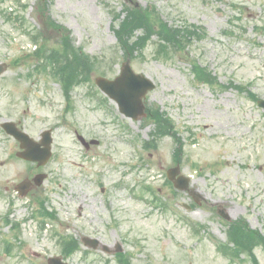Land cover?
<instances>
[{
	"label": "rangeland",
	"instance_id": "1",
	"mask_svg": "<svg viewBox=\"0 0 264 264\" xmlns=\"http://www.w3.org/2000/svg\"><path fill=\"white\" fill-rule=\"evenodd\" d=\"M36 1L0 0V62L8 64L0 76V124L13 121L34 139L51 128L53 155L41 167L17 158V142L0 127V264H47L49 257L60 255L54 230L79 242L83 236L95 237L111 248L122 242L129 264H251L246 255L243 262L231 261L218 251V243L227 242V228L217 209L225 208L230 220L245 218L264 234V110L232 87L196 84L186 62L156 60L151 44L143 58L131 61L136 73L155 84L147 104L167 113L183 139L180 168L197 199L198 205H192L191 193L172 194L165 185L166 171L174 166L170 136L145 150L142 144L150 139L153 125L124 117L112 101L98 105V97L89 93L92 84L73 90V109L66 113L58 83L38 73L27 77L30 66L11 63L34 46L24 27L6 15H22L26 28H40ZM46 1L49 15L69 30L72 43L98 59L97 68L107 73L105 77L114 78L124 60L110 9L121 10L124 0ZM127 2L154 5L169 25L202 26L207 36L190 43L192 57L220 84L249 87L264 99V0ZM51 34L57 43L55 32ZM75 131L99 144L86 151ZM31 167L37 171L29 179L36 172L47 178L20 197L14 188L30 175ZM145 185L159 190L162 205L151 203ZM36 196L46 198L45 207L56 216L43 229L39 219L29 218L37 210L32 199ZM4 217L20 224L19 245ZM194 223L202 226L197 234ZM4 239L13 243L10 253L3 249ZM254 255L264 264V249L256 248ZM67 263L116 261L111 253L81 245Z\"/></svg>",
	"mask_w": 264,
	"mask_h": 264
},
{
	"label": "trees",
	"instance_id": "2",
	"mask_svg": "<svg viewBox=\"0 0 264 264\" xmlns=\"http://www.w3.org/2000/svg\"><path fill=\"white\" fill-rule=\"evenodd\" d=\"M125 11L126 16L118 24L115 35L127 55H132L135 50H141L150 35L154 33H156L160 41H162V43L158 44L159 50L157 53L165 55L169 52L182 53L185 45H187L186 43L190 41L191 37H202L196 30L190 31L185 29L181 32L179 30L166 28L162 22L158 23L156 17L152 18V14L147 9L130 7L126 8ZM140 28L143 29L144 35L137 37L135 41L131 42L130 40L134 35V31ZM63 46L64 48L60 54L62 64L61 66L59 65L53 68V71L58 75L57 77L63 83L67 93V90L73 84L81 83L89 79L94 63H91L88 57L81 51L72 48L67 38H63ZM53 55L57 56L55 53ZM191 65L198 81L205 83L214 82V77H212L205 68L200 67L194 60H191ZM147 112L156 124L155 133L160 136L172 135L178 145V152H180L182 144L173 130L171 121L157 109H150ZM234 239L239 242V238L236 239L234 236ZM258 242L264 245V238L260 235H258Z\"/></svg>",
	"mask_w": 264,
	"mask_h": 264
},
{
	"label": "water",
	"instance_id": "3",
	"mask_svg": "<svg viewBox=\"0 0 264 264\" xmlns=\"http://www.w3.org/2000/svg\"><path fill=\"white\" fill-rule=\"evenodd\" d=\"M4 70V67L0 65V73ZM96 83L99 87L107 93L111 98L115 99L118 104L120 111L125 113L127 116L137 118L138 115L142 114L143 106L141 103L142 97L145 95L146 91L153 88V84L148 80L144 79L139 75H134L129 67V61L123 64L121 76L116 78L114 81H108L104 78L96 79ZM259 105L264 107V101H259ZM4 129L11 134L16 133V129L11 123H6L3 125ZM21 139L30 141L27 136L21 135ZM50 139L44 144V149L40 154V162H43L50 155L49 151ZM36 147V146H35ZM35 149H28L26 152L22 153L21 156L27 159L34 160L33 153ZM171 177V176H170ZM172 178V177H171ZM41 179L37 181L40 182ZM24 184H20L18 189L21 194H24Z\"/></svg>",
	"mask_w": 264,
	"mask_h": 264
}]
</instances>
